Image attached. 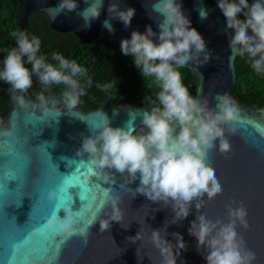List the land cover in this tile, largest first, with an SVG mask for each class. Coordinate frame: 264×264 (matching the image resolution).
<instances>
[{
  "label": "clouds",
  "instance_id": "1",
  "mask_svg": "<svg viewBox=\"0 0 264 264\" xmlns=\"http://www.w3.org/2000/svg\"><path fill=\"white\" fill-rule=\"evenodd\" d=\"M84 3L88 6L78 15L83 21L82 30H89L92 22L100 18L104 0H84ZM121 3L122 0H112L108 7L109 19L103 25L109 32H114L112 20L120 21L125 28L132 25L136 9L122 8ZM216 5L224 21L225 34L230 37V58L247 57L251 68L264 75V0H252L250 7L247 0H217ZM79 8V0H58L51 11L58 16L76 12ZM152 11L161 17L157 24L159 32L148 25L144 32L134 30L130 39L120 41L121 53L130 56L140 74L159 89L155 100L146 98L153 107L142 113L144 127L137 134H134L131 121L125 127H112L108 115L101 111L98 113L99 124L92 128L90 136L84 137L76 154L80 157L87 154L92 174L104 184H116L114 170L125 177L120 188L132 193L133 199L142 195L152 203L171 208V225L183 226L192 210L195 223L189 225L187 236L197 250H203L206 264H254L256 253L247 248L237 230L249 227L248 210L243 202L239 206L227 207V222L222 219L214 221L200 214L203 202L223 194L221 183L204 167V163L214 148L221 153L230 151V143L221 129L237 122L239 109L235 103L224 102L213 115L184 84L179 69L192 64L207 66L212 57L205 39L185 13L182 0H156ZM199 15L206 19L208 9H200ZM12 36L16 46L6 50L0 66V81L9 84L14 94L19 93L14 95L16 102L21 107L27 106L25 94L32 88L33 76H36L45 90L53 85L64 86L59 100L48 99L41 92L39 100L42 105L51 104L56 108L62 103L64 109L74 116L81 97L87 94V88L93 83L88 70L60 52L52 53L51 58L56 64L49 62L40 54L42 41L39 36L21 30L14 31ZM96 87L108 92L116 87V82L97 84ZM45 111H48L47 107ZM117 115L119 109H114L113 116ZM13 136L12 128H0V137ZM137 180L138 187H128ZM104 193L90 226L99 221L103 233L109 231L115 221L128 230L132 222H126L120 191L108 188ZM49 199L60 200V193L55 189L50 191ZM109 205L110 212L100 218ZM61 209L66 215L60 218L59 210L49 217L48 223L61 236L71 238L77 234V211L70 206ZM148 215L142 223L135 221L141 225L140 230L127 240L131 244L143 242L147 226L150 229L147 239L158 253V264H181V257L186 255L182 240L174 237L173 248L166 238L168 222L163 228L154 229L146 223ZM81 235L87 237L88 232H81ZM137 256L142 264L144 257L141 259L139 248ZM148 257L152 264H156L151 256Z\"/></svg>",
  "mask_w": 264,
  "mask_h": 264
},
{
  "label": "water",
  "instance_id": "2",
  "mask_svg": "<svg viewBox=\"0 0 264 264\" xmlns=\"http://www.w3.org/2000/svg\"><path fill=\"white\" fill-rule=\"evenodd\" d=\"M111 2L112 0H104L101 16L92 22L89 30H82L83 21L78 15L79 11L88 6L84 0H79L80 8L76 12L58 16L51 11L58 0H25L21 23L26 24L34 14L42 12L46 14L53 30L60 33L72 32L87 44L97 43L104 32H108L118 42L130 39L134 30L144 32L148 25L159 32L157 24L161 17L152 11V5L156 0H122V8L136 9L132 25L125 28L120 21L112 20L114 32H109L103 22L109 19L108 7ZM182 4L192 21V26L205 39L207 51L212 57L207 66L192 64L184 67L195 77L191 94L213 115L224 102L235 103L239 109L237 122L221 129L230 143V151L221 153L218 148H214L204 163V167L221 183L223 194L211 201L203 202L200 214L214 221L222 219L227 222V207L239 206L243 202L248 210L249 227L237 230L247 248L256 253L257 259L254 264H264V106L244 104L232 93L238 81L235 62L240 56L230 58V37L225 34L224 21L217 7H207L205 0H182ZM202 8L208 9L206 19H201L199 15ZM0 93L6 94L10 100L8 113L0 119V128H12L15 132L13 137H0V241L3 239L5 229L4 213L9 220L14 217L18 227H23L30 223L31 219L38 222L45 207L51 212L54 204L59 203V200L54 202L49 199V193L56 189V183L46 182L47 173L36 174L44 152H48L52 163L58 166L59 172L63 175L75 172L76 165L81 161L84 162L81 171H87L90 168L87 154L80 157L76 153L81 148L84 137L90 136L92 128L99 124V112L103 111L108 115L112 127H125L131 121L135 129L134 134H137L144 127L142 113L150 111L153 107L121 101L95 110L84 111L76 108L72 116L67 109L44 106L40 100L31 99L26 94L27 106L21 107L14 99V95L19 93L14 94L10 87L1 83ZM45 107L48 111H45ZM114 109H119V115L115 117ZM28 119H32V125L26 124ZM90 121L93 123L90 124ZM29 161L32 167L24 186L21 187L19 180H9V192L6 191L3 184L5 174L23 176L25 165ZM69 161L76 163L70 165ZM113 174L116 184H104L99 178L88 176L89 186L92 183H100L101 191L97 193L98 196H102L103 191L108 188L120 191L119 194L123 198L121 207L125 210L126 222H132L131 227L125 230L119 223L113 221L111 229L102 233L97 221L89 227L86 239L79 235L69 238L59 257V264H140L138 248L141 259L144 257L142 264H152L148 255L158 264V253L147 239L150 235L147 226L143 242L131 244L127 240V237L135 236L140 230L141 225L135 221L142 223L148 213L146 223L154 229H161L168 222L166 238L173 248L174 237L182 240L186 255L181 257V264H206L203 250H197L194 242L187 236L189 225L195 223V213L192 210L189 211V218L183 226L171 225V208L152 203L142 195H137L133 199L132 193L120 188L125 177L114 170ZM138 186L139 180L128 185L133 189ZM80 191L79 186L69 189L73 197L70 207L74 212L79 211L87 203L81 201ZM154 209L160 210L152 211ZM110 210L109 205L100 218H104ZM58 215L63 218L66 213L60 209ZM8 224L15 227L14 220ZM52 264H56V261H52Z\"/></svg>",
  "mask_w": 264,
  "mask_h": 264
},
{
  "label": "trees",
  "instance_id": "3",
  "mask_svg": "<svg viewBox=\"0 0 264 264\" xmlns=\"http://www.w3.org/2000/svg\"><path fill=\"white\" fill-rule=\"evenodd\" d=\"M25 0H0V66L6 55V50L16 46L12 33L17 30L26 31L30 35L39 36L42 44L40 54L45 55L48 61L52 60L53 52H60L69 60H76L88 70L92 86L87 88V94L81 97V103L77 108L84 111L118 103L121 101L136 103L141 106H153L146 99L155 100V93L159 90L155 83L144 78L135 67L133 59L125 56L120 51V42L104 32L97 43L87 44L81 41L74 33H60L53 30L45 13L34 14L26 24L21 23L24 16ZM217 0H205L207 7L216 6ZM252 0H247L249 7ZM242 18L239 22L242 24ZM237 83L232 90L233 95L248 105L264 106V75L257 74L250 66L248 58L237 57L236 62ZM31 67V65H26ZM182 73L184 84L192 92L195 83L194 74L184 68ZM115 81L116 87L108 92L101 91L97 84ZM6 87H10L4 81H0ZM86 83V81H82ZM63 85H53L45 90L36 76H33V86L26 95L34 100H39L41 92L48 98L60 99ZM10 100L4 93H0V119L9 110ZM51 106V104H49ZM56 108H64L58 104Z\"/></svg>",
  "mask_w": 264,
  "mask_h": 264
},
{
  "label": "snow or ice",
  "instance_id": "4",
  "mask_svg": "<svg viewBox=\"0 0 264 264\" xmlns=\"http://www.w3.org/2000/svg\"><path fill=\"white\" fill-rule=\"evenodd\" d=\"M91 123H93V121H90V124ZM26 124L32 125V119L26 120ZM74 163L76 162L69 161L70 165ZM83 165L84 162L81 161L76 165L75 172L71 175H63L59 172L58 166L52 163L48 152L46 151L43 153L39 161V167L36 169V174L43 175L47 173L46 182L56 183L55 190L60 193L59 203L54 204L51 212H48L45 207L42 210L38 222H34V220L31 219V222L23 227H18L15 218L13 217L9 220L7 214L4 213L5 229L3 239L0 241V264H52V261H56V264H59V257L69 238L61 236L58 230L48 223V219L61 208L69 207L73 203V197L69 193V189L76 186H79L81 189L79 193L81 201H87V203L77 211L76 235L86 239L85 236L81 235V232H88L93 216L105 193L103 191L102 196L97 195V193L101 191L100 183H92L91 186H89L90 182L87 177H93L94 175L90 168L87 171H81ZM31 167V162H27L25 165V174L23 176L5 174V181L3 184L5 185L6 191L9 192V180H19L21 187H23ZM6 205L7 203L5 206ZM13 220L15 225L14 228L8 224V222Z\"/></svg>",
  "mask_w": 264,
  "mask_h": 264
}]
</instances>
